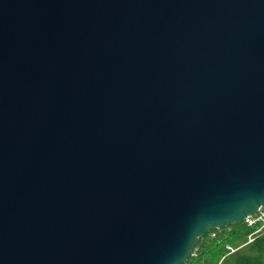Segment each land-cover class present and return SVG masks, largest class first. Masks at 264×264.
Wrapping results in <instances>:
<instances>
[{
	"label": "water",
	"instance_id": "water-1",
	"mask_svg": "<svg viewBox=\"0 0 264 264\" xmlns=\"http://www.w3.org/2000/svg\"><path fill=\"white\" fill-rule=\"evenodd\" d=\"M264 208V0H0V264H184Z\"/></svg>",
	"mask_w": 264,
	"mask_h": 264
},
{
	"label": "trees",
	"instance_id": "trees-1",
	"mask_svg": "<svg viewBox=\"0 0 264 264\" xmlns=\"http://www.w3.org/2000/svg\"><path fill=\"white\" fill-rule=\"evenodd\" d=\"M264 210V208H262ZM257 230L259 232L255 233ZM255 233V234H253ZM253 240L249 242V236ZM230 246L234 251H230ZM264 264V226L249 225L245 220L214 229L199 238L184 264Z\"/></svg>",
	"mask_w": 264,
	"mask_h": 264
},
{
	"label": "built area",
	"instance_id": "built-area-1",
	"mask_svg": "<svg viewBox=\"0 0 264 264\" xmlns=\"http://www.w3.org/2000/svg\"><path fill=\"white\" fill-rule=\"evenodd\" d=\"M245 221L249 224V225H254L256 224L257 222H262L263 223V226H264V210L263 209H260V211L256 214V215H253V216H250V217H247L245 219ZM260 230H257L255 233L259 232ZM253 233V234H255ZM253 234H251L249 236V242H251L253 240ZM227 248L230 250V251H234L230 246H227ZM220 264V263H219Z\"/></svg>",
	"mask_w": 264,
	"mask_h": 264
}]
</instances>
